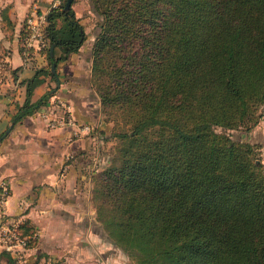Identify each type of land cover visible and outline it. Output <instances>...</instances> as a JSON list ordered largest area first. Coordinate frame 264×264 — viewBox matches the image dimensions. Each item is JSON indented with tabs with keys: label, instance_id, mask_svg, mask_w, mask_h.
Masks as SVG:
<instances>
[{
	"label": "trees",
	"instance_id": "trees-1",
	"mask_svg": "<svg viewBox=\"0 0 264 264\" xmlns=\"http://www.w3.org/2000/svg\"><path fill=\"white\" fill-rule=\"evenodd\" d=\"M65 1L46 13L39 49L23 43V20L21 50L44 54L47 65L24 80L13 122L48 103L50 89L31 98L39 74L58 79L57 67L86 39ZM89 5L98 19L89 80L115 122L109 133L90 132L117 140L94 188L108 239L135 264H264V166L255 144L216 130H250L262 115L264 0ZM18 227L23 247L34 246V226ZM1 255L14 264L10 251Z\"/></svg>",
	"mask_w": 264,
	"mask_h": 264
},
{
	"label": "crops",
	"instance_id": "crops-1",
	"mask_svg": "<svg viewBox=\"0 0 264 264\" xmlns=\"http://www.w3.org/2000/svg\"><path fill=\"white\" fill-rule=\"evenodd\" d=\"M52 1L0 0V225L18 233L24 221L35 228V245L21 248L16 255L11 253L14 264H56L50 260L62 255L66 258L63 263L93 264L94 257L86 260L81 254L92 253L96 247L78 250V241H71L86 238L81 216L89 222L92 218L81 205V168L83 155L101 139L81 125L87 123L105 132L108 125L100 117L95 99L87 95L84 74L88 73L81 71V62L86 59L81 54L82 45L57 67L58 79L39 74L41 80L31 98L50 89L53 95L48 103L17 122L12 120L17 105L25 98L24 80L36 68L47 65L44 54L35 50L27 55L21 50L23 20L33 11H45ZM83 2L86 5L87 0ZM72 7L81 20V0H74ZM59 99L68 106L75 123L52 127L49 120L63 114L57 109L61 107ZM3 249L0 237V252ZM0 264H7L6 256H0Z\"/></svg>",
	"mask_w": 264,
	"mask_h": 264
},
{
	"label": "rangeland",
	"instance_id": "rangeland-1",
	"mask_svg": "<svg viewBox=\"0 0 264 264\" xmlns=\"http://www.w3.org/2000/svg\"><path fill=\"white\" fill-rule=\"evenodd\" d=\"M83 1L85 0H81V20L83 21L85 32H87L86 39L81 46V54L86 56V59L81 62V71L86 70L85 73L89 74L91 65V55L89 51L93 42V35L96 30V22L98 19L96 15L91 11L89 0H87L86 5ZM76 5H79V3H77ZM87 76H85L84 74V82L88 86L87 95H92V98L95 99L94 104L97 105L96 107L99 111L100 117L108 125V129H106V132L104 133H109L114 127L115 122L111 119L106 120L105 114L102 111L99 97L96 94L94 87L90 83L89 77L86 78ZM261 113L262 115L257 123L258 128L257 125H255L250 130L222 129L220 127H216V130H224L226 133H229L230 136L235 140H245L255 144L258 151L259 160L264 166V105L261 107ZM93 132L95 133V135H99V132ZM89 133L91 132L89 131ZM100 136L102 137L101 134ZM116 142L117 140L115 138H101L100 141L96 142L93 145L91 144L90 150L83 155V168H81V205L85 206L88 209V213L92 218L89 222L88 219L84 218L85 215L81 216L80 224L82 230H85L86 238L83 237L71 239V241H78V243L75 244L78 250L80 247L85 248L86 251H88L87 248L90 246L96 247L92 249V253L86 252L81 254V257H85L86 260L94 257L92 261L93 264H135V259L131 257V255L124 252L108 239L101 223L96 218V201L94 199V188L100 174L111 163V157L115 151ZM84 220H86V222ZM87 228H89V230H87ZM94 232L95 237L93 238ZM81 245H86L87 247H82ZM74 256L77 257L78 253L76 252ZM63 260H66V258L62 255L61 257H57L55 261H50L56 264H67V261L66 263H63Z\"/></svg>",
	"mask_w": 264,
	"mask_h": 264
},
{
	"label": "built area",
	"instance_id": "built-area-1",
	"mask_svg": "<svg viewBox=\"0 0 264 264\" xmlns=\"http://www.w3.org/2000/svg\"><path fill=\"white\" fill-rule=\"evenodd\" d=\"M59 3V0H53L45 11H33L26 18L27 27L30 30V33L24 38L23 43L27 46H33L35 49H39L47 44L46 39L42 35V27L45 24L46 13L48 10ZM58 103L63 107L66 111L65 115L55 117L51 121L49 120V126H60L64 124L75 123L74 118L70 114V110L65 102L61 99L58 100ZM45 116L47 113L44 114ZM81 128L86 131H90L92 129L91 125L83 124ZM0 237L4 241L5 248L10 251V253L17 254L25 243L24 239L20 236V234L13 230L12 228H5L0 225Z\"/></svg>",
	"mask_w": 264,
	"mask_h": 264
},
{
	"label": "water",
	"instance_id": "water-1",
	"mask_svg": "<svg viewBox=\"0 0 264 264\" xmlns=\"http://www.w3.org/2000/svg\"><path fill=\"white\" fill-rule=\"evenodd\" d=\"M72 1L73 0H66L65 1V4H64V9L65 10H67L68 8L71 7ZM49 49H50V53L53 54V45H50ZM54 67H55V65L51 64L52 71H54ZM10 128H11V125H9V127L6 129V132H8L10 130Z\"/></svg>",
	"mask_w": 264,
	"mask_h": 264
}]
</instances>
